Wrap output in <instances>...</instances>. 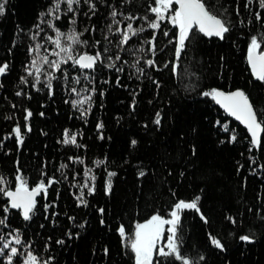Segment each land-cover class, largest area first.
<instances>
[{
	"label": "trees",
	"instance_id": "obj_1",
	"mask_svg": "<svg viewBox=\"0 0 264 264\" xmlns=\"http://www.w3.org/2000/svg\"><path fill=\"white\" fill-rule=\"evenodd\" d=\"M210 2L217 5L218 10L223 6L231 13L234 28L223 40L205 37L199 43L186 41V50L178 64L174 57L176 41L169 43L175 26L169 22L164 21L162 25L169 30L168 37L163 35L162 29L145 28L130 43L118 48L119 34L105 35L112 19L107 5L101 3L95 15L80 13L76 27L82 32L81 38L90 43L79 47L93 51L105 46L107 40L111 42V50L106 55L120 52L122 62H126L123 63L124 72L108 69L107 60L96 70H85L92 71L95 84L106 91L103 95L94 94L91 105L87 95L82 93L85 95L84 108H90L87 116H82L70 103L78 98L70 93V88L77 87L79 91L81 85L87 83L91 87L93 81L81 78L80 84H76L69 76L67 80L54 81V94L48 95L46 89L37 90L32 83L25 84L19 79L27 75L24 66L31 56L28 48L34 43L32 34L37 31L32 25L37 23L42 11L45 18L51 16L48 12L51 0H7V10L0 14V62L8 60L10 67L9 73L0 75V139L4 140V146H0V174L7 178L6 182L14 184L18 161L19 170L30 185L52 175L58 182L49 186L46 196L38 195L40 207L31 221L12 215V227L0 226L3 232L15 234L14 229L20 228L25 240H33L34 250L41 258L55 256L58 264H129L124 255L129 249L115 231L118 224L124 223L126 230L131 231L135 220L146 217L153 210L160 209L162 214H167L168 206L176 200L199 194L201 211L208 220L204 221L195 210L184 211L179 226L184 253L195 256L203 252L207 264H264V168L258 167L264 164V152L261 148L246 147L249 141L242 137L237 142L220 144L217 137L224 129L215 124L217 118L226 119L238 133L249 134L210 97L186 90L187 86L196 84L201 88L223 86L225 90L245 86L254 106L264 109V81L250 74L246 59L250 36L264 33V26L254 17L253 22L248 23V13L260 10L256 0H252L248 10L241 7L246 0ZM109 4L118 8V20L124 19L119 13H139L137 20L131 21L135 26L145 23L143 15L153 16L147 12L149 0H109ZM237 7H241L240 13L236 12ZM261 11L264 14V10ZM58 15H63L58 24L67 32L64 26L67 14ZM91 25H95V29ZM85 27L89 29L86 32L83 31ZM41 28L48 35L55 34L50 26L41 24ZM153 31L157 37V62L176 64V71L169 66L151 71L146 67L145 77L136 74L135 67L137 61L140 67H145L144 62L150 55L147 52L149 44L145 41ZM38 39L44 40V49L55 47L44 33ZM95 41L101 43L97 45ZM140 45H144V51L139 50ZM117 75L120 83L115 81ZM156 79L163 82L161 86L155 85ZM133 99L135 107L131 104ZM25 108L33 112L29 117L30 132L24 128ZM157 109L165 111L159 128L152 123ZM142 121H148L147 126ZM99 122H103V128L96 127ZM15 123L21 124L25 136L22 145L17 144L13 136H7ZM64 129H68L69 136L76 133L75 144L63 142ZM133 137L138 141L136 145L130 143ZM261 139L264 146V133ZM193 144L197 148L195 155L191 153ZM76 156L81 160L72 159ZM252 157L256 159L253 161ZM97 159L104 162L97 164ZM239 164L244 167L237 171ZM86 166L97 173V191H85L89 206L78 204L74 195L79 193V185L74 182L82 184L86 178L90 179L84 175ZM249 166L256 167V171L249 172ZM142 168L149 170L143 177L137 174ZM167 168L172 171L168 172ZM108 170L116 173L111 178L113 191L110 194L103 189ZM4 200L6 198L0 196V203ZM52 200L56 201L54 205ZM44 202L50 204L47 212L42 211ZM99 206L106 208V224L99 222ZM69 216L75 219L69 220ZM230 216L236 218L235 224ZM68 229L80 235L67 237ZM249 231L256 236L255 240L238 239ZM209 232L222 239L225 250L211 245ZM61 236H65V243L57 244ZM48 237H52L48 241L50 247H45ZM23 243L22 240L21 248ZM105 245L110 249L109 254L102 251ZM22 251L27 250L22 248ZM177 264L182 262L177 261Z\"/></svg>",
	"mask_w": 264,
	"mask_h": 264
},
{
	"label": "snow or ice",
	"instance_id": "obj_2",
	"mask_svg": "<svg viewBox=\"0 0 264 264\" xmlns=\"http://www.w3.org/2000/svg\"><path fill=\"white\" fill-rule=\"evenodd\" d=\"M103 3L110 8L108 15L112 18L111 22L107 24L108 33L115 32L119 34L118 48H123L124 45L130 43L131 39L140 33H143L145 28L153 30L162 29L165 37L169 36V30L166 26L162 27L163 22L167 21L171 25L175 26V31L171 35L169 43L176 41L174 44V57L176 64L179 63L182 52L186 50V41L189 44L193 42L199 43L205 37L208 38H219L221 40L226 38V34L230 35L231 30L234 28L232 19H230L231 13L223 6L217 8V5L210 2V0H149L150 6L147 8V12L153 14L150 18L148 14L143 15L142 19L145 21L144 24L135 26L133 22L136 21L140 15L132 12L119 13L124 16L123 20H118V8L109 4V0H51V5L48 7V12L51 16L45 18V13L42 11L37 16V23L33 24L32 27L36 28L37 31L32 34V43L28 52L31 54L27 60L26 66H24V72L27 75H21L19 79L25 84L32 83V87L37 90H45L48 95L54 94L55 84L57 80H67L69 76L73 77V81L76 84H80L81 78L86 81H93L92 86L85 83L81 85L79 91L77 87H71L70 93L76 94L77 99L70 100L72 107L77 109L82 116H87L89 109H85L83 102L85 95L88 97L89 105H91L94 94H104L105 89L98 87L95 84L94 76L92 71L85 70H96L100 67L105 60L108 61L106 67L108 69H114L117 72H124V67L120 52H116L114 55H106L111 50V42L105 40L101 49H94L93 51H86L81 49L80 45H88L89 40L82 39V32L77 30V19L80 13L85 15H95V10L100 7ZM258 9L254 13H248V23L253 22V17L256 21L261 22L264 26V14L261 10H264V0H256ZM252 6V0H246L242 4L244 10H248ZM241 7L236 8V12L240 13ZM7 10V0H0V14H4ZM58 13H66L67 17L64 26L68 29L67 32L62 31L58 22L63 19V15ZM125 21H128L125 23ZM240 23H244L240 20ZM41 24L50 26L54 29V35H48L41 28ZM117 25H123L119 27ZM92 29H95V25H91ZM88 27H85L83 31H88ZM44 33L47 39L51 41L55 47L47 49L42 48L44 44L43 39H38L41 34ZM203 34V35H201ZM243 35V33H241ZM156 33H153L148 37L145 43L149 44L147 52L150 53L149 57L145 60V67L139 66V61L135 67V73L141 76L147 75L145 68L148 67L149 71L153 68H162L169 66L172 71H176V64L172 65H161L157 62L156 58ZM95 44L99 45L100 41H95ZM264 33L253 34L250 36L247 42V62L250 66V74L259 81H264ZM140 51H144V45L139 46ZM11 51V49H9ZM135 55L136 52L134 51ZM140 59H143L141 57ZM47 66V67H45ZM75 66V67H73ZM10 72L9 61L3 60L0 62V75H5ZM79 73V75H77ZM29 77L33 78L29 80ZM103 79V76H101ZM116 83H120V77H115ZM42 82V83H41ZM163 82L160 79H156L155 85L161 86ZM127 87V85H125ZM199 89V90H197ZM188 91H193L198 96L210 97L218 105L230 113L232 117H235L240 121L246 130L250 133V137L243 133H238L236 129L232 128L226 119L220 118L215 119V124L222 125L224 131L217 137L220 144L225 142H237L239 137L248 140L249 143L246 145L248 148H261L264 152V146H262L261 134L264 133V109H259L254 106V102L250 97L245 86H233L225 90L223 86H204L201 88L199 84L187 86ZM176 91V89H173ZM84 93V94H82ZM18 95L20 93H17ZM28 97L31 98V92L27 93ZM169 103H171L169 101ZM133 107L136 106V100L131 101ZM103 106V105H101ZM26 115L24 116V128L30 132L32 125L29 122V117L33 115L31 108L24 109ZM44 115L43 112L40 113ZM165 111L157 109L154 113V119L152 123L155 127L159 128L162 126L163 117ZM87 123V119L84 120ZM142 124L147 126L148 121H142ZM97 128H103V122L96 124ZM183 136V133H180ZM7 136H13L17 144H23L25 136L22 132L20 123H15L13 129L7 133ZM103 137V133H100ZM64 143L77 142L76 133H72L69 136L68 129H64ZM131 145L138 143L136 138H132L130 141ZM0 146H4V140L0 139ZM11 151V149H8ZM197 151L196 145L193 144L191 153L195 155ZM77 161L81 160V157H72ZM105 160L107 157L104 158ZM256 158L252 157L254 161ZM99 159L96 160L97 164L103 163ZM18 171L14 177V184L12 182H6L7 178L0 174V196L6 198L0 203V226L12 227L11 217H21L25 221H31L36 213L40 203L37 199L38 195L46 196L48 188L54 182L57 181V177L45 176L34 182V186L30 185L28 178L19 170V162L17 161ZM64 167V165H61ZM243 164H239L237 171L243 168ZM259 168H264V164L258 165ZM149 170L142 168L137 174L141 177L145 176V173ZM168 172H171V168H167ZM249 172H255L256 167L249 166ZM85 179L82 184L78 181L74 183L79 185V193H74L76 196V202L80 205L89 206V200L85 198V191L88 193H95L97 191V173L92 172L87 166L84 169ZM116 173L113 170L107 171V181L103 183V189L106 193L110 194L113 191L112 188V177ZM183 176L184 173L180 172ZM67 177H65L66 179ZM201 196L195 195L193 198L184 199L180 198L173 204L168 206L167 214H162L160 209L153 210L146 217H142L134 221V227L131 231L126 230L124 223H119L115 231L119 233L121 242L125 247L129 249L124 255L128 257L129 264H177V261L182 264H207L206 255L203 252H198L197 255L192 256L185 254L183 251L184 241L180 234V224L182 214L186 209L195 210L203 218L204 221L208 220V217L201 211L200 205ZM55 200L51 201L54 205ZM50 204L44 202L42 205V211L47 212ZM98 212L101 214L99 222L106 224L104 214L106 208L104 206L98 207ZM53 216L56 213H52ZM69 220H74V216H69ZM229 219L233 224L236 223V218L230 216ZM55 224L57 221H52ZM87 223V221H84ZM166 226H168L166 228ZM15 234L12 232H3V228H0V264H58L55 256H47L41 258L36 250H34V242L31 239L25 240L21 233L20 228L14 229ZM73 235L79 236V232H73L68 229L66 232L67 237ZM52 237H48L45 242V247H50L48 241H51ZM208 239H210L211 245L216 246L217 249L225 250L226 244L222 242V239L213 235L211 232L208 233ZM241 241H253L256 236L251 231L241 234L238 237ZM22 248L27 251H22ZM57 244L65 243V236L59 237L56 240ZM104 254H109L110 249L105 245L102 249Z\"/></svg>",
	"mask_w": 264,
	"mask_h": 264
},
{
	"label": "water",
	"instance_id": "obj_3",
	"mask_svg": "<svg viewBox=\"0 0 264 264\" xmlns=\"http://www.w3.org/2000/svg\"><path fill=\"white\" fill-rule=\"evenodd\" d=\"M217 104V103H216ZM218 105V104H217ZM218 107L222 110V111H224L225 113H226V115L227 116H229L231 119H233V120H235L237 123H239L244 129H246V126H244L240 121H238L235 117H232L231 115H230V113H228V112H226L223 108H222V106H220V105H218ZM247 131V130H246ZM248 133V132H247ZM249 134V136H250V133H248ZM262 135V134H261Z\"/></svg>",
	"mask_w": 264,
	"mask_h": 264
},
{
	"label": "rangeland",
	"instance_id": "obj_4",
	"mask_svg": "<svg viewBox=\"0 0 264 264\" xmlns=\"http://www.w3.org/2000/svg\"><path fill=\"white\" fill-rule=\"evenodd\" d=\"M168 226H166V228H167Z\"/></svg>",
	"mask_w": 264,
	"mask_h": 264
}]
</instances>
